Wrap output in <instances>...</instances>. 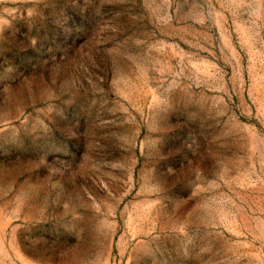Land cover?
Masks as SVG:
<instances>
[{
  "label": "rangeland",
  "instance_id": "rangeland-1",
  "mask_svg": "<svg viewBox=\"0 0 264 264\" xmlns=\"http://www.w3.org/2000/svg\"><path fill=\"white\" fill-rule=\"evenodd\" d=\"M0 264H264V0H0Z\"/></svg>",
  "mask_w": 264,
  "mask_h": 264
}]
</instances>
